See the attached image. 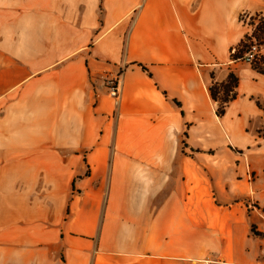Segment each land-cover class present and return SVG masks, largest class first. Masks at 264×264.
Here are the masks:
<instances>
[{"label":"crops","instance_id":"0c3cea01","mask_svg":"<svg viewBox=\"0 0 264 264\" xmlns=\"http://www.w3.org/2000/svg\"><path fill=\"white\" fill-rule=\"evenodd\" d=\"M261 3L0 0V224L2 171L88 169L58 264H264V73L232 59Z\"/></svg>","mask_w":264,"mask_h":264},{"label":"rangeland","instance_id":"374dc122","mask_svg":"<svg viewBox=\"0 0 264 264\" xmlns=\"http://www.w3.org/2000/svg\"><path fill=\"white\" fill-rule=\"evenodd\" d=\"M258 2H262L264 8V0H258ZM263 12L247 9L240 13L238 26L241 29V37L252 31L251 23L254 20L258 21L257 16H263ZM253 43L257 44L256 41ZM237 46L232 48V54ZM241 48V51H238L239 58L235 60L254 66L255 62L260 59V55L253 62H247L244 59V52L248 47ZM259 48L261 49L260 54L264 53V45ZM113 76L117 77L121 84L122 71L115 72ZM220 91V96L223 97L221 88ZM107 92H109L108 88ZM221 103L223 102H220L217 107L219 111ZM117 106L119 109V104ZM117 126L118 123L115 122L114 129ZM16 173L17 175H15ZM76 173L59 170H25L13 172L12 184H5L4 179L12 173L2 171L3 200L4 198L9 200L7 196L14 194V197L16 193L19 199H17V203H12V205H17V210L14 209L15 211L11 213V209H9L6 214L3 212L0 224V242L3 244V248H14L13 253L18 254L17 264H30V257H28L30 252L35 253L33 264H58L60 262L59 257L63 250L61 238L65 234L62 222L68 217L74 198L83 193L78 184L80 175L90 174L88 169L82 174ZM73 178L75 185L72 184ZM48 256H50L49 259Z\"/></svg>","mask_w":264,"mask_h":264},{"label":"trees","instance_id":"16d2710c","mask_svg":"<svg viewBox=\"0 0 264 264\" xmlns=\"http://www.w3.org/2000/svg\"><path fill=\"white\" fill-rule=\"evenodd\" d=\"M258 21L252 22V31L245 34L241 41L239 42L238 46L236 47V50L234 54H232L233 59L239 58L238 56V51H241V47H248L247 50H245L244 53H246L251 46L254 44L253 42L256 41L257 45L260 47L264 45V15H258ZM244 55V54H243ZM242 55V56H243ZM254 67L258 69L260 72L264 73V53L260 54V59L255 62ZM237 84V79L234 74L229 75V81L226 83H216L210 87V92L212 97L215 100H221L223 105L221 106V110L219 111L220 113L223 112V109L225 107V103L229 101L230 98L234 96V93L231 94V91L234 90V87ZM220 88L223 93V97L220 96ZM74 185V183H73Z\"/></svg>","mask_w":264,"mask_h":264},{"label":"built area","instance_id":"2783aa9c","mask_svg":"<svg viewBox=\"0 0 264 264\" xmlns=\"http://www.w3.org/2000/svg\"><path fill=\"white\" fill-rule=\"evenodd\" d=\"M261 49L257 44H253L251 48L245 53L244 59L247 62H253L257 56L260 55ZM115 72H110L105 77V84L108 88V93L111 97L115 98L117 103L120 99V80L113 76ZM209 262V260H207Z\"/></svg>","mask_w":264,"mask_h":264}]
</instances>
